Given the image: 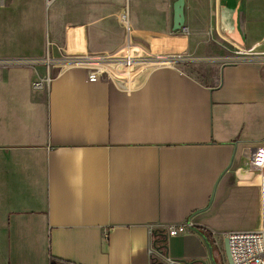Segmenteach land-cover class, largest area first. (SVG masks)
Wrapping results in <instances>:
<instances>
[{"label":"crops","instance_id":"1","mask_svg":"<svg viewBox=\"0 0 264 264\" xmlns=\"http://www.w3.org/2000/svg\"><path fill=\"white\" fill-rule=\"evenodd\" d=\"M175 2L0 0V60H52L0 65V264H214L197 227L261 228L264 0ZM127 47L160 59L53 63Z\"/></svg>","mask_w":264,"mask_h":264},{"label":"built area","instance_id":"2","mask_svg":"<svg viewBox=\"0 0 264 264\" xmlns=\"http://www.w3.org/2000/svg\"><path fill=\"white\" fill-rule=\"evenodd\" d=\"M231 59H251L256 58L252 55L231 56ZM160 58L146 55L137 57L130 52L127 47L122 53L99 54L77 59L54 60L53 63L79 64L85 67L89 80L95 81L103 78L113 79L122 78L130 81L133 78V66L139 62H155ZM183 60V57L175 58ZM50 63L51 59H17L0 60V65L14 64H36L39 62ZM51 76L48 74L43 79L34 82L35 88H42L46 83L49 84ZM251 165L260 171V176L264 180V145L258 146L250 157ZM186 228L184 224L171 226L170 233L177 234ZM225 236L229 238L230 250L235 264H264V218L261 228L257 230H237L230 231ZM155 246L150 248L152 252Z\"/></svg>","mask_w":264,"mask_h":264},{"label":"water","instance_id":"3","mask_svg":"<svg viewBox=\"0 0 264 264\" xmlns=\"http://www.w3.org/2000/svg\"><path fill=\"white\" fill-rule=\"evenodd\" d=\"M184 5L185 0H176L174 4V29H180L184 24ZM223 242L228 264H235L230 250L229 238L225 236ZM182 262L185 264H194V262L187 260H182ZM201 264H208V262L201 261Z\"/></svg>","mask_w":264,"mask_h":264},{"label":"trees","instance_id":"4","mask_svg":"<svg viewBox=\"0 0 264 264\" xmlns=\"http://www.w3.org/2000/svg\"><path fill=\"white\" fill-rule=\"evenodd\" d=\"M196 229L198 231H200L206 237V239H208L207 241H208L209 247L211 249L214 264H219V262H218L219 255H218L216 243L214 241H212L211 239H209V236L207 235V232L204 228L197 227ZM158 241L160 242L161 238H159ZM50 264H56V261L51 259ZM152 264H163V262L159 259H154Z\"/></svg>","mask_w":264,"mask_h":264},{"label":"rangeland","instance_id":"5","mask_svg":"<svg viewBox=\"0 0 264 264\" xmlns=\"http://www.w3.org/2000/svg\"><path fill=\"white\" fill-rule=\"evenodd\" d=\"M263 18H264V15H263ZM238 54L248 55L250 53L243 52V53H238ZM263 218L264 217H262V222H263ZM216 246H217V251H218V255H219V258H218L219 264H228L227 258H226V254H225V250H224V242H223V240H220ZM163 264H168V263L165 260V262Z\"/></svg>","mask_w":264,"mask_h":264}]
</instances>
